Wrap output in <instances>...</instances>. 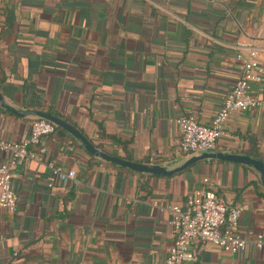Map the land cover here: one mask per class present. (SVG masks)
Instances as JSON below:
<instances>
[{
  "label": "crops",
  "instance_id": "obj_1",
  "mask_svg": "<svg viewBox=\"0 0 264 264\" xmlns=\"http://www.w3.org/2000/svg\"><path fill=\"white\" fill-rule=\"evenodd\" d=\"M248 47L264 61V0H0V93L27 113L0 102V140L29 137L32 111H42L110 155L176 168L188 159L177 120L213 121ZM253 84L262 104L231 115L216 152L264 161V80ZM42 142L47 153L14 170L16 210L0 207V264L163 263L174 242L167 208L185 209L206 177L243 207L238 233L248 245L235 253L198 242L195 264H264L253 165L211 158L158 175L93 155L64 128ZM9 156L0 150V161ZM48 161L76 178L49 188Z\"/></svg>",
  "mask_w": 264,
  "mask_h": 264
},
{
  "label": "built area",
  "instance_id": "obj_2",
  "mask_svg": "<svg viewBox=\"0 0 264 264\" xmlns=\"http://www.w3.org/2000/svg\"><path fill=\"white\" fill-rule=\"evenodd\" d=\"M242 63V72L221 108L210 124H202L191 116H181L177 122L181 128L179 151L186 157L215 152L218 139L225 133L226 123L236 112H248L259 107L262 100L253 83L264 80V61L259 58L258 49L248 47L237 55ZM56 130V124L46 118L37 117L31 125L29 137L21 142L0 140V150L9 153V159L0 161V207L14 212L18 195L13 188L12 178L18 165L28 159L39 158L47 153L43 138ZM49 168L47 185L54 188L59 182L76 178L75 170H66L53 161L45 162ZM165 210V208H160ZM167 210L172 214L170 224L174 231V242L163 263L195 264L196 244L209 242L220 247H229L233 252L247 248L248 241L238 233L243 207L231 205L217 191L215 183L208 177L202 186L187 195L185 209L172 205ZM263 246V237L256 241Z\"/></svg>",
  "mask_w": 264,
  "mask_h": 264
},
{
  "label": "water",
  "instance_id": "obj_3",
  "mask_svg": "<svg viewBox=\"0 0 264 264\" xmlns=\"http://www.w3.org/2000/svg\"><path fill=\"white\" fill-rule=\"evenodd\" d=\"M0 102L3 107L11 110L12 112L18 115L25 116L27 114V113H22L16 110L15 108L11 107L10 105H8L4 101V98L1 93H0ZM32 112L36 113L41 118H46L54 122L57 126H60L66 129L67 131H69L70 133H72L76 138H78L83 143L87 151L90 152L91 154L101 157L105 160L111 161L113 163H116L118 165H121L123 167H127L130 169L140 171V172H145V173H152V174H158V175H172V174H175L187 168L188 166H190L191 164L195 162H198L203 159L214 158V159H221V160H227V161H233L237 163H245V164L253 165L257 170L260 171L261 181L264 186V161L260 159L252 158L247 155L230 154V153H224L220 151L219 152H216V151L215 152H204L200 155H194L192 157H189L182 165L176 168L168 169L165 166H161L157 164L149 165L146 163H139L136 161L126 160L118 156L110 155L98 149L78 128H76L71 123L65 121L64 119H61L60 117H57L48 112H42V111H32Z\"/></svg>",
  "mask_w": 264,
  "mask_h": 264
},
{
  "label": "trees",
  "instance_id": "obj_4",
  "mask_svg": "<svg viewBox=\"0 0 264 264\" xmlns=\"http://www.w3.org/2000/svg\"><path fill=\"white\" fill-rule=\"evenodd\" d=\"M56 129H63V128H61L60 126H57L56 125ZM257 157V156H256ZM259 158V157H258ZM113 163V162H112ZM114 165H116L115 163H113ZM179 172H181V171H179ZM262 195L264 196V187L262 186Z\"/></svg>",
  "mask_w": 264,
  "mask_h": 264
}]
</instances>
